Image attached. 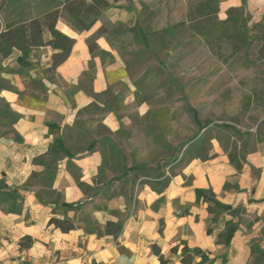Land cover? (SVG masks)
Returning <instances> with one entry per match:
<instances>
[{
	"label": "crops",
	"instance_id": "crops-1",
	"mask_svg": "<svg viewBox=\"0 0 264 264\" xmlns=\"http://www.w3.org/2000/svg\"><path fill=\"white\" fill-rule=\"evenodd\" d=\"M108 1L111 6L102 18L126 22L129 8ZM59 9L56 29L74 39L68 57L54 71L46 72L56 50L50 45L36 48L31 54L33 66L9 76L15 89L0 90V99L17 116L13 124H0V180L4 178L8 188L24 195L21 212L0 208V264H161L160 256L165 264H183V243L201 248L212 264H248L252 242L264 228V139L246 155L241 170L216 147L210 158L188 161L161 191L157 188L163 178H154L153 185L144 182L133 209L126 194L98 192L99 168L104 159L115 157L114 138L132 122L129 115L120 116L116 102L133 105L135 88L108 33L95 39L102 53L94 56L89 49L87 39L104 25L101 19L89 30H78L69 22L64 5ZM219 14L222 23H233L252 35L254 25L264 19V0H219ZM44 37L49 40L52 36L46 31ZM13 54L16 60L21 51L14 49ZM60 137L73 154L58 160L52 190L62 201L77 203L86 199L77 178L96 187L80 210L56 206L38 183L23 189L34 172L45 170L34 159ZM92 140L96 145L89 150ZM197 188L210 189L225 204L244 207L235 217L239 228L229 245L218 240L232 215L224 213L214 221L208 203L197 201ZM113 211L128 214L117 237L88 231L82 216L90 214L105 225L118 220ZM53 215L73 218L77 226L63 231L49 225ZM26 236L34 242L22 247ZM260 243L264 247V240ZM176 246L178 250H172ZM200 260L196 256L194 263Z\"/></svg>",
	"mask_w": 264,
	"mask_h": 264
},
{
	"label": "rangeland",
	"instance_id": "rangeland-1",
	"mask_svg": "<svg viewBox=\"0 0 264 264\" xmlns=\"http://www.w3.org/2000/svg\"><path fill=\"white\" fill-rule=\"evenodd\" d=\"M6 1L0 0V30L13 19L2 7ZM113 2L129 7L126 22L101 21L126 64L135 102L129 107L116 102L120 116L129 115L132 122L115 136L116 156L103 160L97 191L126 194L133 209L142 184L155 182L146 175L164 172V181L169 180L194 157L213 156L216 147L244 161L264 139V42L242 40L235 25L222 23L216 4L210 8L207 0ZM137 17L149 46L132 30ZM114 26H120L121 35L112 32ZM18 64L13 52L2 62L23 74L27 68ZM11 74L0 72V81L9 83ZM187 104L198 110L202 124H212L200 130ZM0 106L6 105L0 101ZM127 165L146 170L119 178ZM86 218L92 219L90 214Z\"/></svg>",
	"mask_w": 264,
	"mask_h": 264
},
{
	"label": "trees",
	"instance_id": "trees-1",
	"mask_svg": "<svg viewBox=\"0 0 264 264\" xmlns=\"http://www.w3.org/2000/svg\"><path fill=\"white\" fill-rule=\"evenodd\" d=\"M207 1L212 3L209 4L210 8H212L215 3L216 10L219 12V0ZM61 5H64V11L69 19V22L78 30H89L97 20L102 18L104 11L111 6L108 0H7L2 7L10 15H13V19L8 21L6 26L0 30V72H18V70L2 66L4 59L10 56L14 49L21 51V55L16 59V61L20 64L21 69L33 66V62L31 61L32 51L41 46L50 45L54 50H56V52L53 53L51 64L46 68V72L54 71L56 67L68 57L74 44V39L56 29V22L60 16L59 8ZM254 28L256 29V33L252 35H249L248 32L237 28L240 38L244 41L245 38H247V43L249 45H252L257 40L264 42V19L262 22L254 25ZM132 30L135 31L136 38L141 40L146 46H149L148 34L146 33L145 28L140 25L139 17L136 18ZM46 31H49L52 36L49 40H46L44 37ZM112 32L116 35H121L120 26H114ZM105 33H108V29L103 25L94 35L87 39L92 55L95 56L103 52L95 43V39ZM111 45L114 46L113 43H111ZM1 89H15V87L9 83L4 84L0 81V90ZM0 101L3 102L1 99ZM187 108L194 115V119L199 124L200 130L205 129L212 124L211 121H206L202 124L199 119L198 110L190 104H187ZM0 118H2L4 125L13 124L17 120V116L13 115L6 108V106H0ZM215 126L225 127V124L217 123ZM195 139L199 140V137L196 136ZM191 141L192 140L189 142ZM95 145L96 140H92L88 149L93 150ZM72 154L71 150L66 146L64 138L60 137L55 139L50 145L49 150L44 155L34 159L36 163L44 164L45 170L41 173L34 172L28 182L24 185L23 189H27L30 185L38 183L44 188L45 195L50 196L52 202H56V206L63 207L66 210H80L89 200V197L93 195L92 192H96V187L86 184L77 178L78 185L86 193V199L77 203L62 201L59 193L52 190V183L57 169L58 160H60L63 156L71 157ZM114 156H116V152ZM194 158L205 160L210 157L196 156ZM229 158L237 169L241 170L243 161L242 157H236L233 153H230ZM143 170H146L144 165L125 166L119 178L126 176L130 171L145 172ZM103 171L104 169L101 165L98 176L103 173ZM146 176L150 179H162L165 176V173L158 172L155 176ZM168 183L169 180L164 181L163 179L160 181L158 188H156L161 191L168 185ZM225 187H229V183L226 182ZM236 188H239V186L236 185ZM196 195L197 201L203 199L204 202L208 203V211L214 214V221H218L220 216L224 213L232 215V218L226 221L225 228L219 234L218 240L220 243L229 245L235 232L239 228V221L235 220V217L240 216V214L245 211L244 207H234L233 205L221 202L217 199L216 194L210 189L197 188ZM23 202L24 195L22 192L18 189L8 188V184L5 179L2 178L0 180V208L8 212L18 213L22 211ZM113 212H115L118 216V220H110L105 225H101L97 221L90 218L84 219L88 227V231L96 233L97 235L112 234L117 237L123 230L124 222L128 214L125 215L124 218H121L122 213L119 211ZM77 223V220L68 216L59 218L56 215H53L49 220V225L54 224L63 231L74 229L77 226ZM211 231L212 229L209 228L208 232ZM261 233L260 238L254 239L252 242V261L250 264H264V247L260 243V240H264V228ZM33 242L34 240L30 236H26L23 238L21 246L29 247ZM183 244L184 246L182 248L181 259L183 264H212V259L201 248H191L186 243ZM172 250L177 251L178 246L172 248ZM196 256H200L201 260L194 263V258ZM160 260L161 264L166 263L162 256H160Z\"/></svg>",
	"mask_w": 264,
	"mask_h": 264
}]
</instances>
